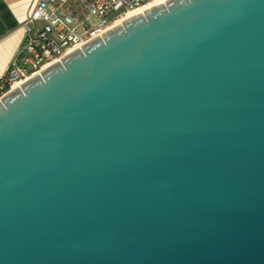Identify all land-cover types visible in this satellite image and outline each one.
Segmentation results:
<instances>
[{
    "label": "water",
    "instance_id": "water-1",
    "mask_svg": "<svg viewBox=\"0 0 264 264\" xmlns=\"http://www.w3.org/2000/svg\"><path fill=\"white\" fill-rule=\"evenodd\" d=\"M0 264H264V0H168L0 99Z\"/></svg>",
    "mask_w": 264,
    "mask_h": 264
},
{
    "label": "built area",
    "instance_id": "built-area-1",
    "mask_svg": "<svg viewBox=\"0 0 264 264\" xmlns=\"http://www.w3.org/2000/svg\"><path fill=\"white\" fill-rule=\"evenodd\" d=\"M158 0H37L23 23L24 39L0 77V99L100 38L134 11Z\"/></svg>",
    "mask_w": 264,
    "mask_h": 264
},
{
    "label": "crops",
    "instance_id": "crops-1",
    "mask_svg": "<svg viewBox=\"0 0 264 264\" xmlns=\"http://www.w3.org/2000/svg\"><path fill=\"white\" fill-rule=\"evenodd\" d=\"M37 0H0V77H2L24 39L23 23Z\"/></svg>",
    "mask_w": 264,
    "mask_h": 264
},
{
    "label": "bare ground",
    "instance_id": "bare-ground-1",
    "mask_svg": "<svg viewBox=\"0 0 264 264\" xmlns=\"http://www.w3.org/2000/svg\"><path fill=\"white\" fill-rule=\"evenodd\" d=\"M165 1H168V0H158V1L154 2L152 5H150V6L147 7V8H144V9H141V10H137V11H134V12H131V13L127 14V15L123 18V20H120L119 22L116 23L115 27L118 26L119 24L123 23V22L126 21L127 19L131 18L132 16H134V15H136V14L142 12V11H145V10H147V9L153 7V6H156V5H158V4L162 3V2H165ZM18 88H19V87L15 88V89H18Z\"/></svg>",
    "mask_w": 264,
    "mask_h": 264
}]
</instances>
